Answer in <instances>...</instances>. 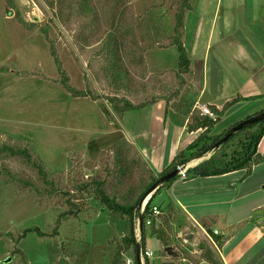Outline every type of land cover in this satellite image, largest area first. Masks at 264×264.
I'll return each instance as SVG.
<instances>
[{
    "label": "rangeland",
    "instance_id": "obj_1",
    "mask_svg": "<svg viewBox=\"0 0 264 264\" xmlns=\"http://www.w3.org/2000/svg\"><path fill=\"white\" fill-rule=\"evenodd\" d=\"M14 2L16 8H11L7 0H0V145L28 150L31 162L9 152L0 154V264H110L129 236L130 224L127 216L106 207L96 192L97 183L102 182L118 202L132 203L171 158L169 167L176 165L174 156L202 134V130L191 131L189 124L183 140L178 139L179 125L186 120L192 123V115L199 114L191 109V77L198 79L203 73L205 48L196 56L187 45L191 72L180 74L173 39L176 15L184 9L186 18L190 10L183 0ZM259 11L257 6L254 12ZM214 12V6L206 7L199 21L202 27L196 37L203 42ZM198 14L200 8L194 18ZM228 14L226 36H231L230 24L239 20L237 16L232 21L234 12ZM193 16L188 22L184 19L182 34L186 28L188 37ZM45 31L70 85L92 97H74L64 89ZM219 31L217 24L211 61L216 59ZM212 67H207L206 79L215 88ZM200 100L206 102V96ZM246 107L237 104L221 122ZM233 144L218 152L219 163L224 153L232 152ZM214 153L185 168L196 167ZM166 192L162 188L153 202L163 211L170 203ZM162 217L155 220V228L160 219L168 223ZM185 219L177 215L176 222L182 224ZM34 227L47 235L57 231V235L29 233L16 240ZM182 237L165 233L163 239L181 246L170 254L147 227L148 247L154 254L149 262L221 264L206 240L194 249L184 246ZM191 237L186 236L192 241ZM203 245L212 252L213 261L204 258ZM133 253V249L124 253L121 263L133 260Z\"/></svg>",
    "mask_w": 264,
    "mask_h": 264
},
{
    "label": "crops",
    "instance_id": "obj_2",
    "mask_svg": "<svg viewBox=\"0 0 264 264\" xmlns=\"http://www.w3.org/2000/svg\"><path fill=\"white\" fill-rule=\"evenodd\" d=\"M197 1L191 0L190 10L185 18V22H188L189 16H193L194 11L200 8V14L195 18L193 16L190 27L187 26L191 37H188L187 32L188 36L185 35L186 28L183 33L185 47L189 45L194 55L197 56V51L204 48L206 52L205 57L201 58L204 59L202 75L198 79H195L194 75L191 77L193 98L189 99L193 103L192 110L198 105H207L221 111L227 103L237 98L247 99L263 95L264 0ZM225 3L228 4L227 9L224 7ZM208 6H214L215 12L207 39L203 42L196 35L200 33L202 26L199 21H202ZM257 6L261 11L254 12ZM232 12L236 17L232 21L236 22L238 16L239 22H236L237 25L230 24V28L233 27L230 29L232 35L226 36L230 20L228 13ZM217 24L220 28L214 46L217 48V54L216 59L211 61L209 53L213 49ZM188 39L190 44L187 43ZM199 42L202 43L198 44ZM209 64L214 69L211 73L215 78V88L206 79ZM204 96L207 101L201 103L200 99ZM240 103L248 104V107L229 116L227 121L220 122L212 136H218L233 125L264 110V100ZM187 125L188 120L179 125V140H183ZM258 154L264 155V136L258 146ZM172 160L173 158L158 173L164 172ZM189 168L194 167H187V170ZM165 188L170 198L167 210L163 211L159 205H154L159 206L162 218L168 223L160 219L156 228L177 238L192 236L190 239L194 249H198L200 240H206L216 252L221 264H264V162L253 165L249 174H246V170L210 177L188 174L185 178L179 177ZM183 199L186 202H183ZM177 215L186 218L182 224L176 222ZM220 224L223 225L222 229L219 228ZM215 231H218L217 235ZM209 233L219 237V240H215ZM170 243V247H176L179 252L181 246L178 247L173 240ZM128 260L132 261V258Z\"/></svg>",
    "mask_w": 264,
    "mask_h": 264
},
{
    "label": "trees",
    "instance_id": "obj_3",
    "mask_svg": "<svg viewBox=\"0 0 264 264\" xmlns=\"http://www.w3.org/2000/svg\"><path fill=\"white\" fill-rule=\"evenodd\" d=\"M9 6L11 8H16V4L14 0H7ZM183 4L190 9V5L188 4V0H183ZM17 19L19 22H21L24 26H27L26 22H24L19 15H17ZM184 19H185V10L182 9L177 15H176V27H175V36L173 39L174 46L177 47L178 53H179V73L180 74H189L191 72V60L189 58V54L186 50V47L183 44L182 41V29L184 28ZM47 40L51 44V55L53 56L55 60V64L57 67V70L61 76V84L64 87V89L72 94L74 97H87L92 95L90 93H87L86 91H78L74 89L70 85V78L65 72V70L62 67V63L58 57V54L56 52V49L50 39L48 38V34L45 31L44 32ZM94 99H98L99 97L94 96ZM254 100H264V94L259 95L256 97H251L247 99L243 98H237L236 100L227 103L221 111L216 109V107H211L212 110L216 113L217 119L216 121L210 119L209 117L201 116L200 114L195 115L193 114L190 118V121L192 123L190 125L191 131H198L202 130V134L193 142L191 143L184 151H182L180 154H178L175 157L174 163L176 162V165L168 167L164 172H162L157 178H154L150 185L142 192L139 196H137L132 203H120L116 200V198L111 197L108 195V193L103 188V183L98 182L97 183V189L96 192L99 195L102 202L106 205V207L116 212L120 215L127 216L129 224H130V231L129 236L124 238L123 240V247H120L118 251L115 252V254L112 257V261L110 264H122V255L124 253H127L131 249H133V263L138 264L136 259L137 254V245L140 246L141 252L143 253L146 249V242H147V227L151 228L152 236L158 237L162 241V243H165V247H170L172 243L170 241L163 239L165 233H163L162 230L159 228H155V220L156 218L152 219V224L150 226H147L146 221L149 218V213L154 206L153 202L154 199L157 197V195L160 193L162 188L168 187L172 182H174L176 178H173L169 180L168 182H164L163 184H160V179L163 178L165 175L169 174L173 170L177 169V166H185L188 163H190L193 160L200 159L204 156H206L208 153H210L212 150L213 145L219 141L221 138H223L230 129L226 130L222 134L218 136H212L214 129L216 126L221 122L222 117L225 115V113L231 109L235 104H238L240 102H251ZM127 105V102H126ZM130 107H134L133 105L129 104ZM193 106V103H192ZM192 109V108H191ZM105 113L110 116V114L105 110ZM264 110L261 111L258 114L252 115L245 120L254 117L256 115L263 114ZM242 122V121H241ZM240 123V122H239ZM238 124V123H237ZM264 136V119L254 123L247 125L242 130L235 132L233 136L223 143L218 149L214 150L215 153L208 159L197 165L196 167L192 169L187 170V174H191L192 176L196 177H210V176H222L228 173H232L239 170H246V174H249L251 172V168L253 165L260 164L264 162V155L258 154V146ZM232 152L231 153H224L222 155V161H220L217 158L218 152L222 150V148H226L229 144L233 143ZM4 152H9L12 156H22L25 157L29 162H31V155L28 150H15L8 146H1L0 145V154ZM119 152V150H117ZM223 152V151H222ZM225 152V151H224ZM35 166H37L40 170L41 175L44 177L46 176L43 169L34 163ZM157 185L158 187L154 191L152 197L150 198L149 202L147 203L146 209L144 213L142 214L140 212V207L142 200L145 198L147 193L150 191V189ZM129 202V201H127ZM72 211H70L71 214ZM73 213V212H72ZM73 214H76L74 212ZM138 220L141 224V240L138 241L136 237V229ZM60 223V221H59ZM58 223V224H59ZM210 232V231H208ZM29 233H36L39 235V237H46V236H56L57 231L53 233L52 235H47L39 227L34 228H28L25 229L24 232L18 237V240H21L25 238ZM215 240H219V237L213 235L212 233H209ZM203 256L209 261H213V255L210 249L206 248L203 245ZM173 250L175 249L172 247ZM149 259H145V264H154L150 263Z\"/></svg>",
    "mask_w": 264,
    "mask_h": 264
},
{
    "label": "built area",
    "instance_id": "obj_4",
    "mask_svg": "<svg viewBox=\"0 0 264 264\" xmlns=\"http://www.w3.org/2000/svg\"><path fill=\"white\" fill-rule=\"evenodd\" d=\"M195 110H198L199 111V114L201 116H205V117H209L210 119L216 121L217 119V115L216 113L212 110V108L210 106H207V105H198L195 107ZM185 166H180L178 167L180 169V173L179 175L183 176L184 178L186 177V172H187V168H184ZM149 202V199L145 200L142 204H141V207H140V212L143 214L145 209H146V206H147V203ZM162 215V212H161V209L159 208V206L157 205H154L149 213V218L147 219L146 221V224L147 226H150L152 224V219L153 218H159L160 216ZM137 229L139 230V234H137V240L140 241L141 240V236H140V233H141V224L138 220V224H137ZM215 234L217 235L218 234V231H215ZM181 238V237H180ZM184 238V237H182ZM191 241L186 238L183 239V244L184 246L185 245H192V243H190ZM153 252L150 248L146 247V249L144 250V252L142 253V257L143 259H153ZM133 264V260L130 261L128 260V264Z\"/></svg>",
    "mask_w": 264,
    "mask_h": 264
},
{
    "label": "water",
    "instance_id": "obj_5",
    "mask_svg": "<svg viewBox=\"0 0 264 264\" xmlns=\"http://www.w3.org/2000/svg\"><path fill=\"white\" fill-rule=\"evenodd\" d=\"M262 119H264V113L263 114H260V115H256L254 117H251V118H249L247 120H244V121L236 124L235 126H233L230 129V131L223 138H221L219 141H217L213 145L212 150L214 151V150L218 149L223 143H225L226 141H228L233 136V134L235 132H238V131L242 130L243 128H245L247 125L254 124V123H256V122H258V121H260ZM179 173H180V169L179 168L173 170L172 172H170L169 174L165 175L163 178L160 179V181H159L160 184H163L164 182H168L169 180H171L173 178H176L179 175ZM157 187H158L157 185H154L150 189V191L147 193V195L145 196V198H147L151 193H153L156 190ZM166 251L168 253H170V254H173V251H172V248L171 247L170 248H167ZM136 259H137L138 264H144L143 257H142V252H141V249H140V246L139 245H137ZM4 262H7V261H4Z\"/></svg>",
    "mask_w": 264,
    "mask_h": 264
}]
</instances>
